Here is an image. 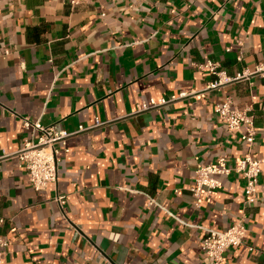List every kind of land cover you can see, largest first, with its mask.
<instances>
[{
  "label": "crops",
  "instance_id": "1",
  "mask_svg": "<svg viewBox=\"0 0 264 264\" xmlns=\"http://www.w3.org/2000/svg\"><path fill=\"white\" fill-rule=\"evenodd\" d=\"M207 59L230 77L264 61V0H0V152L19 149L23 117L69 132L102 123L70 136L44 190L15 156L0 161L1 264H208L203 228L242 213L246 243L221 264H264V168L248 207L234 172L198 205L188 191L198 164L248 150L213 111L226 96L250 109L252 150L264 155V78L211 87L215 76L196 67Z\"/></svg>",
  "mask_w": 264,
  "mask_h": 264
},
{
  "label": "built area",
  "instance_id": "2",
  "mask_svg": "<svg viewBox=\"0 0 264 264\" xmlns=\"http://www.w3.org/2000/svg\"><path fill=\"white\" fill-rule=\"evenodd\" d=\"M71 6L87 0H63ZM241 45V41H237ZM229 50V48H226ZM7 53V50H5ZM242 52L237 55V60H241ZM197 69L207 70L215 80L210 83L211 87H218L226 82L237 80L241 77L258 75L264 78V61H258L252 68L244 67L241 72L234 77L227 76L220 65L212 60H205L196 64ZM186 91H180L169 95L150 97L148 100H141L135 104L134 113L151 110L176 101L187 96ZM213 111L226 125L228 131L237 132L248 150L240 157H237L232 164L228 163L225 156L219 155L215 161L201 163L196 166L192 176V181L188 186V191L193 198L194 205H198L203 199H209L220 187V177L227 176L234 172L239 174L244 180L243 205L246 207L254 204L258 199L260 187L259 176L264 168V155L258 156L252 146L255 143L256 127L253 114L249 108L237 107L231 97L226 96L216 103ZM102 124L96 120L93 125L82 126L74 132L58 129L54 125H44L39 119L32 120L29 117L22 118V125L28 131V135L23 139L19 149L15 153L0 152V161L15 156L18 167L23 169L29 176L31 187L35 191L44 190L49 184H56L58 179V163L60 162L59 152L69 153L68 139L73 134ZM264 187V185H262ZM54 200L62 206L65 204L64 195H56ZM158 203L149 198L147 205L155 206ZM5 219L0 216V225ZM205 231L200 248L204 259L208 264H221L226 260V253L230 248H236L246 243L247 227L245 216L242 213L237 216L225 229L203 228ZM9 243L8 238L0 235V264L2 262L4 250ZM251 251L253 248L248 247Z\"/></svg>",
  "mask_w": 264,
  "mask_h": 264
}]
</instances>
